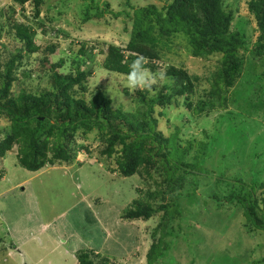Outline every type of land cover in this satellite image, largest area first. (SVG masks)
Instances as JSON below:
<instances>
[{"label": "rangeland", "instance_id": "374dc122", "mask_svg": "<svg viewBox=\"0 0 264 264\" xmlns=\"http://www.w3.org/2000/svg\"><path fill=\"white\" fill-rule=\"evenodd\" d=\"M171 2L94 0L102 10L111 11L96 20L89 3L78 0H44L37 18L31 3L20 10L12 0H0V83L4 66L12 59L10 96L16 100L52 89L53 71L70 75L77 67L89 69L85 98L101 91L113 109L133 113L140 106L133 102L134 90L126 87V78L107 73L101 65L107 46H126L134 23L132 16L116 19L110 13L131 15L132 9L148 5L163 11ZM12 8L16 23L36 29L40 52L26 53L16 39L10 26ZM224 8L232 14L233 23L245 22L243 41L250 48L257 34L245 0H224ZM187 43L186 38L173 36L169 43L160 44L161 67L156 72H164L168 65L186 70L194 80L195 104L211 89L220 56L192 60ZM82 45L94 49L80 58ZM51 46L55 47L52 52H44ZM247 54L243 76L223 92L222 111L196 116L182 98H173L169 107L155 109L153 114L155 131L163 138L178 129L179 146L191 143L184 163L201 162L205 175H192L184 167L169 182L159 169L151 180L117 178L111 173L114 159L98 153L103 138L95 129L76 132L68 146L73 156L69 165L30 173L18 165L16 148L0 159V174L5 176L0 179V264H76L81 250L93 251L95 263L105 259L108 264H147L146 254L159 238H152V232L159 225L167 233L164 241L171 245L156 264H264V234L252 229L240 205L226 200L229 184L235 182L236 188L248 193L257 181L260 186L250 199L262 208L264 81L260 73L264 64ZM166 82L164 78L154 86L160 88ZM8 127L9 120L0 110V138ZM147 191L164 193L152 202L154 207L176 203L179 214L163 217L158 213L147 222L122 220L133 201H146Z\"/></svg>", "mask_w": 264, "mask_h": 264}, {"label": "trees", "instance_id": "16d2710c", "mask_svg": "<svg viewBox=\"0 0 264 264\" xmlns=\"http://www.w3.org/2000/svg\"><path fill=\"white\" fill-rule=\"evenodd\" d=\"M44 0H12V3L23 10L27 3L33 5L35 18L39 17ZM89 3L88 9H94V18L99 20L103 13L94 0H78ZM248 13L255 22V42L249 48L246 42L245 22L233 23L230 12L224 8V0H172L163 10L154 5L132 9L127 12L110 13L116 19H133L130 40L124 48L115 45L107 46L101 68L107 73L126 78L129 65L136 55L147 58L145 65L156 72L161 67L158 47L167 44L173 36L187 39L189 58L208 59L220 56V68L214 73V83L204 99L194 104L195 85L193 78L182 67L165 66L166 84L160 88L153 86L151 91L134 90L133 102L139 104L137 111L130 113L113 109L111 101L101 91L87 100L86 80L91 70L75 68L73 74L60 75L52 72V89L42 93H27L18 99L10 96L14 79L11 69L14 59L8 61L1 75L0 110L5 112L9 120L8 131L0 138V159L16 148L18 165L30 172L37 173L45 167L69 165L73 156L68 148L77 131L86 133L94 129L102 139L99 155L106 159H114L115 169L111 171L117 178L129 179L139 176L151 180L156 170L162 171L165 182L173 180V176L182 168H187L192 175H205L201 162L185 165L186 154L191 143L182 148L177 143L179 130L176 129L169 138L157 133L156 121L153 118L155 109L163 111L171 105L173 98H182L185 107L193 115H208L214 111H222L225 107V92L232 88L243 76L246 53L254 61L264 64V0H245ZM10 16V26L16 39L22 43L28 54L40 52L42 48L36 44V29L28 25H20L14 20V9ZM172 45V44H171ZM243 53H239V49ZM55 47H45L51 52ZM94 47L81 46L79 57ZM18 58H22L20 53ZM53 68H55L53 66ZM264 81V67L260 73ZM219 90V91H218ZM155 92L154 95L151 92ZM19 103V104H18ZM243 142V140L241 141ZM207 144V143H206ZM205 144V145H206ZM208 147L207 145L205 146ZM160 166V167H158ZM183 181V180H181ZM260 186L254 181L250 192L242 193V188L229 184L228 202H236L243 209L244 217L254 231L264 234V194L260 201L251 203V195ZM164 193H146V201H133L129 209L121 217L124 221H149L154 215L162 213L163 217L179 214L176 203H163L153 206L152 202L161 198ZM153 242L146 254L147 264H156L170 251L171 243L164 241L167 233L163 225L152 232ZM93 251L81 250L76 254V264H108L105 259L95 263Z\"/></svg>", "mask_w": 264, "mask_h": 264}, {"label": "clouds", "instance_id": "9594fccd", "mask_svg": "<svg viewBox=\"0 0 264 264\" xmlns=\"http://www.w3.org/2000/svg\"><path fill=\"white\" fill-rule=\"evenodd\" d=\"M146 64L147 58L139 54L131 61L129 71L125 74L128 89L151 91L154 85L165 78L163 71L153 72L145 66Z\"/></svg>", "mask_w": 264, "mask_h": 264}, {"label": "crops", "instance_id": "0c3cea01", "mask_svg": "<svg viewBox=\"0 0 264 264\" xmlns=\"http://www.w3.org/2000/svg\"><path fill=\"white\" fill-rule=\"evenodd\" d=\"M2 160V159H1ZM2 169V168H1ZM51 169V168H50ZM3 170V169H2ZM42 171V170H41ZM40 172V171H39ZM39 172H37V173H39ZM4 173H2V174H0V179H2V180H4Z\"/></svg>", "mask_w": 264, "mask_h": 264}]
</instances>
